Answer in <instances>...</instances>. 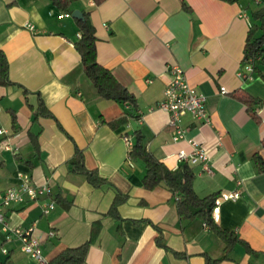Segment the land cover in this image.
<instances>
[{"label":"crops","instance_id":"obj_1","mask_svg":"<svg viewBox=\"0 0 264 264\" xmlns=\"http://www.w3.org/2000/svg\"><path fill=\"white\" fill-rule=\"evenodd\" d=\"M261 6L264 0H78L72 12L88 14L98 63L136 99L135 117L112 128L108 123L130 105L103 99L84 75L72 12L59 11L49 0H0V50L14 83L0 85V191L17 185L23 173L50 187V196L5 211L10 225L33 228L46 261L86 242L96 225L83 264H206V258L221 259L215 264H264V171L253 158L257 153L264 160V78L239 76L252 12ZM172 65L206 97L209 122L185 114L179 125L209 156L211 174L191 166L192 187L199 196L217 194L212 218L237 239L229 252L203 220L180 219L166 186L144 188V165L128 159L123 136L132 142L136 130L169 169L177 151L190 150L187 140L173 139L169 114L157 107ZM259 70L264 73V65ZM232 92L260 101V122ZM39 99L51 117L35 118ZM77 149L104 185L94 187L70 171L67 162ZM237 188L236 200L225 198ZM116 191L127 195L117 218L108 214ZM50 200L54 208L44 213ZM6 236L0 228V261L36 264L16 237ZM157 236L172 251L159 246Z\"/></svg>","mask_w":264,"mask_h":264},{"label":"trees","instance_id":"obj_2","mask_svg":"<svg viewBox=\"0 0 264 264\" xmlns=\"http://www.w3.org/2000/svg\"><path fill=\"white\" fill-rule=\"evenodd\" d=\"M99 4L102 0H94ZM227 3H238L240 0H221ZM49 2L63 13L71 14L73 6L78 0H49ZM182 6L187 11L190 8L182 1ZM252 20L250 22L244 47L242 66L250 64L252 71L250 75L257 74L264 78V73L259 70V65H264V6L259 7L252 12ZM78 39L74 42V48L78 52L81 60V65L84 75L90 80L97 94L103 99L109 101H117L120 103H128L130 110L123 113L120 118L109 122L108 124L114 128L124 123L127 118L135 117V96L125 88L114 75L104 66L98 63L96 53L97 37L94 34V29L88 21V14L82 13V18L75 19ZM8 77V61L5 54L0 50V85H13ZM28 91L24 90V94ZM232 96L242 102L246 107V112L255 122H260L258 115V106L260 101L251 97L246 93L232 92ZM34 116L51 117V112L44 106L39 99L37 108L34 109ZM15 118L13 117V121ZM134 141L128 148V158L132 161H140L145 168V174L142 178L144 188L152 190L159 185L166 186L172 193L175 199L176 209L180 219L200 218L203 222L216 234L220 236L225 244V250L229 252L234 242L237 239L231 233L221 229L216 225L212 218V210L215 206L216 193L205 196L197 195L192 187L194 173L190 165L186 163L180 164L176 169L167 168L161 161L156 159L143 143V135L136 130L133 133ZM33 140V139H32ZM264 145V141H262ZM257 170L264 171V160L257 153L253 155ZM70 171L82 174L87 181L94 187H100L106 183L96 170L85 167L82 159V153L77 149L73 157L67 162ZM127 195L116 191L112 204L108 210V214L118 217L117 206L124 202ZM98 228L94 225L91 229L89 239L83 244L76 247H67L61 250L53 258L46 261L45 264H83L85 262L87 250L92 242L96 239ZM156 242L159 246L166 250H171L161 240L160 236L156 237ZM248 246V245H247ZM172 251V250H171ZM252 252L251 249H247ZM175 255H182L174 252ZM216 260L206 258V264H215ZM0 264H13L9 258L0 261Z\"/></svg>","mask_w":264,"mask_h":264},{"label":"built area","instance_id":"obj_3","mask_svg":"<svg viewBox=\"0 0 264 264\" xmlns=\"http://www.w3.org/2000/svg\"><path fill=\"white\" fill-rule=\"evenodd\" d=\"M171 79L166 85L162 99L157 107L169 114L168 124L174 128V140L185 139L190 146L189 151L180 149L175 154L176 169L180 164L186 163L190 166L200 165L202 170L208 174L212 173L209 165V156L204 146L193 139H186L185 130L179 125L181 116L189 114L194 120L200 122H209V115L206 109V97L193 88L184 71L178 65H172L170 68ZM252 71L250 64H245L239 72L241 78H248ZM223 93L224 90L221 89ZM4 130L0 129V134ZM128 148L132 142L128 136H123ZM129 159V158H128ZM130 165H132L131 160ZM237 185H241L237 181ZM51 189L46 184L35 183L31 176L27 173L19 174V183L11 186L4 191H0V228L10 235L16 237L21 242V249L24 253L35 260L36 264H45L46 259L41 252V243L38 238L33 235V228H21L12 226L6 219L5 211L12 205H20L27 202H34L43 196H50ZM240 196V189L230 192L225 196L227 199L236 200ZM54 208L53 201H49L43 205V212L48 213ZM52 234V233H50ZM5 252V250H3Z\"/></svg>","mask_w":264,"mask_h":264},{"label":"water","instance_id":"obj_4","mask_svg":"<svg viewBox=\"0 0 264 264\" xmlns=\"http://www.w3.org/2000/svg\"><path fill=\"white\" fill-rule=\"evenodd\" d=\"M72 17L74 18H82V14L79 11H73Z\"/></svg>","mask_w":264,"mask_h":264},{"label":"rangeland","instance_id":"obj_5","mask_svg":"<svg viewBox=\"0 0 264 264\" xmlns=\"http://www.w3.org/2000/svg\"><path fill=\"white\" fill-rule=\"evenodd\" d=\"M183 70V69H182Z\"/></svg>","mask_w":264,"mask_h":264}]
</instances>
